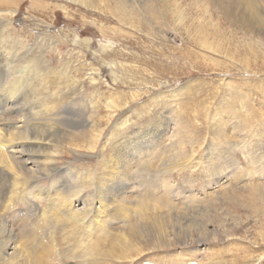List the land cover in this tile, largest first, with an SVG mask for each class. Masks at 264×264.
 Here are the masks:
<instances>
[{
    "label": "rangeland",
    "instance_id": "374dc122",
    "mask_svg": "<svg viewBox=\"0 0 264 264\" xmlns=\"http://www.w3.org/2000/svg\"><path fill=\"white\" fill-rule=\"evenodd\" d=\"M86 1L85 5L73 0L0 2V13L13 11L4 37L13 32L30 45L41 43L51 66L65 62L72 70L70 77L82 84L81 103L98 105L94 119L100 121L94 132L88 129L89 136H97L94 147H78L77 161L65 149L64 161L100 170L102 159L111 156L106 134L122 120L128 119L125 135L134 139L140 135L156 139L151 123L157 118L162 124L178 121L189 128L177 137L184 140L178 148L164 147L152 164L147 158L143 174L145 183L161 176V181L173 183L179 192L178 209L170 210L173 222L165 224L167 228L179 226L167 229L169 244H162L156 233L163 227L147 220L133 257L96 259L95 263L264 264V200L250 191L254 183L264 186V38L238 43L240 33L231 29L226 31L229 41L220 31L217 38L208 40L189 35L185 29L192 22L197 24L191 13L186 25L179 24L164 13L168 7L160 2L152 6L154 15L134 3L141 15L130 20L120 17L115 0ZM90 77L95 85L90 84ZM109 112L114 117L107 125L104 116ZM133 141L128 142L127 153L150 144ZM216 163L237 168L234 178L208 170ZM219 178L221 185L215 184ZM159 190L162 195L164 190ZM189 196L195 200L190 202ZM62 247L61 264H69L71 258V264L92 262L81 260L76 240Z\"/></svg>",
    "mask_w": 264,
    "mask_h": 264
},
{
    "label": "bare ground",
    "instance_id": "6f19581e",
    "mask_svg": "<svg viewBox=\"0 0 264 264\" xmlns=\"http://www.w3.org/2000/svg\"><path fill=\"white\" fill-rule=\"evenodd\" d=\"M115 2L120 17L130 20L141 15L134 3L152 14L154 2H160L168 7L164 13L179 24L189 22L187 15L191 13V20L197 24L192 22L185 31L206 40L217 38L220 31L229 41L227 29L240 33L238 43L264 38V0ZM12 15L13 11L0 13L3 28L0 32V264H61L65 252L62 244L69 245L73 240L81 247L80 259L88 258L90 264H96V259H129L139 246L137 240L144 238L140 229L146 227L147 220L153 221L157 228L163 227L153 229H157L162 244L168 245L171 233H166L167 229L179 228L178 224L172 228L165 225L172 221L170 210L178 209L175 200L179 192L173 183L161 181V176L155 175L145 183L143 174L148 168L146 159L150 157L148 163L152 164L164 147L178 148L184 140L177 137L188 126L178 121L162 124L157 118L151 123L156 139L149 140L140 134L134 139L125 135L129 133L128 119L122 120L106 134L111 156L102 159L100 170L78 168L70 165L71 160L65 162V149L72 151L73 160L77 161L78 147H94L97 136H89L88 129L94 132L100 121L94 119L98 105L93 101L90 106L81 103L82 84L70 77L72 70L65 62L62 67H52L41 43L30 45L20 41L17 34L13 36V32L4 37ZM90 81L95 85L94 78L90 77ZM105 106L112 108L109 102ZM104 117L109 125L114 116L109 112ZM213 124V127L218 125ZM130 139L134 144L146 141L150 144L137 149V153H127ZM210 167L208 170L224 173L223 178L236 175L237 168L231 169L229 164L216 163ZM255 170L262 172L259 168ZM215 184L221 185V178ZM263 187L254 183L250 191L264 200ZM160 188L164 190L162 195L158 194ZM188 199L195 200L194 196ZM71 262L72 258L68 263Z\"/></svg>",
    "mask_w": 264,
    "mask_h": 264
}]
</instances>
